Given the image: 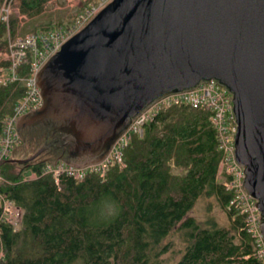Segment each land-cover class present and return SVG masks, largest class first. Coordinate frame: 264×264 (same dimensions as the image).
Masks as SVG:
<instances>
[{
  "label": "water",
  "instance_id": "obj_1",
  "mask_svg": "<svg viewBox=\"0 0 264 264\" xmlns=\"http://www.w3.org/2000/svg\"><path fill=\"white\" fill-rule=\"evenodd\" d=\"M207 80L231 95L230 144L264 239V0L107 1L37 72L42 103L17 117L7 161L100 162L136 115Z\"/></svg>",
  "mask_w": 264,
  "mask_h": 264
},
{
  "label": "trees",
  "instance_id": "obj_2",
  "mask_svg": "<svg viewBox=\"0 0 264 264\" xmlns=\"http://www.w3.org/2000/svg\"><path fill=\"white\" fill-rule=\"evenodd\" d=\"M46 1H16L21 15L9 16V34L15 17L40 12ZM52 21L27 32L71 23ZM7 38V24L0 19V50ZM28 58L16 74L29 73ZM25 93L23 81L0 82V134ZM209 114L186 103L159 110L144 123L142 135L133 134L123 148L124 164L112 162L104 175L63 173L56 182L50 172H41L44 162L22 167L8 162L9 156L0 159V193L23 209L17 229L0 221V264H264L244 213L230 203L237 190L217 179L222 151ZM171 159L183 164L182 174L172 172ZM30 168L38 174L25 178ZM206 192L225 208L230 225L201 224L190 214ZM105 208L112 214L103 213ZM175 230L181 232L183 246L178 259L167 263L163 255Z\"/></svg>",
  "mask_w": 264,
  "mask_h": 264
},
{
  "label": "built area",
  "instance_id": "obj_3",
  "mask_svg": "<svg viewBox=\"0 0 264 264\" xmlns=\"http://www.w3.org/2000/svg\"><path fill=\"white\" fill-rule=\"evenodd\" d=\"M8 1L9 0L3 1V6L0 10V19L6 22L8 33L7 46L5 49L0 50V82L5 84L10 80L23 79L26 93L22 95L21 99L16 103L12 113L6 116L3 121V129L0 134V159L8 157L15 149L18 142L21 141L16 129L17 117L31 108L40 106L42 103V96L36 83V74L39 69L46 60L60 48L61 44L69 36L84 26L109 0H99L97 5H95L96 3L94 2H90L91 4H88L84 8L82 7L83 9L77 12L75 19L66 26L53 27L46 31L27 32L23 35H16L14 37L9 34V13L4 12L5 8H7L6 4ZM11 1L16 2L17 0ZM29 55H31L29 73L23 76L24 78H19L20 75L16 74L15 68L28 61ZM4 60L9 61V64H2ZM177 103H186L192 108L209 110V118L216 129L217 146L222 151L219 171L224 168L228 173L230 170V172L235 173L232 179L235 181L237 180V183L231 181L232 186H234L233 188L237 191L230 203L236 206L240 204L241 208L243 204L247 203L252 210L251 215H245V217L248 218L246 220L247 230L255 239V253L257 257L264 263V239L259 232L257 213L254 209L255 199L251 198L241 187L243 178L242 167L236 163L234 149L230 144L233 138V127L230 120V117L233 115L231 95H226L222 88L217 87L214 80H207L205 83L201 81L197 86L191 89L172 92L157 99L133 118L127 130L116 139L106 157L100 162L82 167H73L63 161L62 166L58 165V163L55 164V166L45 163L40 168L41 172H50L54 176L56 182H58L60 175L63 173L71 174L76 178H81L87 170L97 171L101 175H104L112 161L120 160L122 149L128 144L132 135L135 132L141 133L142 124L152 119L159 110ZM123 164L122 162L121 165ZM37 174L38 171L31 169L30 173L25 175V178H34ZM0 207V221L5 220L12 223L15 222L16 219L18 220L21 218L22 208L14 204L2 193H0ZM242 210V212L249 211L247 207H243ZM2 256L3 251L0 248V258Z\"/></svg>",
  "mask_w": 264,
  "mask_h": 264
},
{
  "label": "rangeland",
  "instance_id": "obj_4",
  "mask_svg": "<svg viewBox=\"0 0 264 264\" xmlns=\"http://www.w3.org/2000/svg\"><path fill=\"white\" fill-rule=\"evenodd\" d=\"M3 1L1 3L0 10L3 6ZM90 2H94V3H96L95 5H97L99 0H92V1H86V0H47L45 2V4L43 5V8L41 9L40 12L35 13L33 15H29V14L25 13V16H22L21 20H18L17 17H15L17 24L15 23L13 25L14 31L13 32L11 31L12 33H10V35H14V34L15 35L16 34L23 35L22 33H24V32L27 33V31L33 30L36 27L41 29L43 27V25H45L46 23H48L51 20H53L52 22H54V23L58 22V21H64V22L71 21L72 18H75L77 12L82 10L88 4H91ZM6 7L7 8H5L4 12L9 13V16H11V15L20 16L21 15V12H20L21 10L15 1L9 0L6 4ZM23 76H25V75H22V76L20 75L19 78H24ZM18 80L20 82L23 81V79H18ZM143 126H144V124L141 125V128H142L141 133L135 132L134 134L142 135ZM20 143H21V141L18 142V144L15 146V149L19 146ZM43 162L46 164L52 165L48 161H43ZM63 162H65V161H63ZM112 162H114V161H112ZM115 162H117L118 164L121 165L123 162L122 156H121L119 161L117 160ZM57 163H58V165H61V166L63 164L62 160H58L56 162V164ZM170 164L172 166V172L173 173L182 174V172L184 170L183 164H180V163L177 164L176 162H174L173 159L170 160ZM52 166H54V165H52ZM72 166L74 167V165H72ZM76 167H82V166H76ZM55 169H57V168H55ZM30 171H31V168L27 169L25 174L28 175L30 173ZM229 172H230V170L228 171V174H229ZM230 173H233V172H230ZM232 175L235 176V173H233ZM232 178H230L229 176L227 177V172L225 171L224 168L221 171H218L217 179H218V181H220L225 186L226 189H232L234 187V186H232L231 181H233L234 183L235 182L237 183V180L235 181ZM1 179H2V176L0 175V180ZM231 205H233V207L237 208L240 213L243 211L242 210L243 207H247L249 211L243 212V213H245L244 215H251V213H252V210L249 208L247 203L243 204L242 208H241L240 204L237 206L234 204H231ZM231 205H229L227 207H231ZM22 212H23V209H22ZM22 212H21V215H22ZM190 214H192L193 217H195V219L198 220L201 224H205V225H209V224L230 225V219L228 217V214L226 213L225 208L219 204L216 196L211 192L203 193V194H201V196H199L196 199V202H195ZM247 219L248 218L245 217V222ZM15 222H12L10 224L13 226V228L17 229L18 226H20L21 218L18 220L16 219ZM169 243H170V248L166 253H164L163 256L166 259L165 262L172 263L176 259H178V257L180 256V252H181V249L183 246V236H182L181 232L178 230L173 231L170 235ZM255 244H256V242H255Z\"/></svg>",
  "mask_w": 264,
  "mask_h": 264
},
{
  "label": "clouds",
  "instance_id": "obj_5",
  "mask_svg": "<svg viewBox=\"0 0 264 264\" xmlns=\"http://www.w3.org/2000/svg\"><path fill=\"white\" fill-rule=\"evenodd\" d=\"M112 209L111 208H105L102 210L103 213H107V214H112Z\"/></svg>",
  "mask_w": 264,
  "mask_h": 264
}]
</instances>
